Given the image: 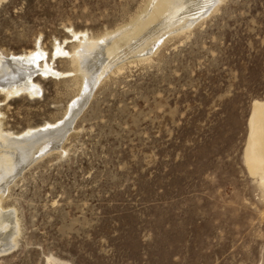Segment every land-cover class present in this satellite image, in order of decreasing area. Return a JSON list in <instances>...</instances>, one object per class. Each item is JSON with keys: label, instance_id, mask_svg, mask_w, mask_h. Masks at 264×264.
Instances as JSON below:
<instances>
[{"label": "rangeland", "instance_id": "1", "mask_svg": "<svg viewBox=\"0 0 264 264\" xmlns=\"http://www.w3.org/2000/svg\"><path fill=\"white\" fill-rule=\"evenodd\" d=\"M154 2L0 0V55L38 51L59 73L0 95L1 131L23 140L80 107L64 140L1 147L28 160L0 180L14 231L0 264H264V186L243 155L264 101V0H218L187 29L157 20L150 51L100 74L71 60L83 35L117 38Z\"/></svg>", "mask_w": 264, "mask_h": 264}, {"label": "bare ground", "instance_id": "2", "mask_svg": "<svg viewBox=\"0 0 264 264\" xmlns=\"http://www.w3.org/2000/svg\"><path fill=\"white\" fill-rule=\"evenodd\" d=\"M216 1L218 0H155L152 9L150 10L149 14L145 16L146 18L144 19L142 24H138L135 27L127 30L125 33L120 34L117 38H113L110 40L105 38L100 41H91L86 43L84 39L85 36L83 35V40L80 41L79 45L80 48L77 49L76 53L74 52L75 54L69 57H71V60H81V58L87 59L90 57L87 62H91V64L95 60H100L99 65H96V68L94 70V72H96L100 68L101 64H104L105 68L99 72L100 74L104 72V70L111 67L113 62H115L125 54L134 52L145 53V51H150V46L154 42L153 34L156 31L155 29H158L160 26H156L157 20H163L164 22H167L168 20H174L175 23H180L179 29H183L185 27L189 28L188 26L193 24L195 20H198L199 17L206 14L212 8ZM185 16L192 17L185 19ZM93 50H95L94 53L97 54L91 57L89 56V54ZM61 53L68 54V52L58 47L54 55ZM40 54L41 53L38 51H30L27 54H12L7 59L5 58V56L0 55V95H3L5 97V100H11L12 98L21 95L36 96L38 94V86L33 82L32 78L42 74L43 77H45L47 74L59 75L57 71L50 69L48 66H45L44 70L42 69L43 67L38 66L37 62L42 55ZM96 56L97 58H95ZM142 56L144 57L145 55L143 54ZM80 68L81 71H84L83 66L80 65ZM36 70H38L39 73H36ZM78 104V101H74L71 104V106H74L75 110L72 111L70 115L65 119H63V117L61 121H58L56 123L42 125L27 130L24 133L26 134V136L23 140H19V138L22 137L23 133L20 136H12L10 133H3L1 131V128L0 149L1 147H3V149L4 147L5 149H7V147L9 148V146H12L17 151H22L23 148L27 147V149L29 150L32 145L36 144L37 142L39 143L43 141L49 134L57 136L63 134V139L71 130L72 123L77 114L80 112L77 111L80 108ZM248 123L249 134L243 154L245 167L247 168L248 174L257 177L258 182L262 186H264V101L260 100L253 102L252 112ZM62 142L60 141V143H58L61 145ZM59 144H57L55 147H58ZM1 153L0 180L1 182L4 181L5 184L8 180H11V178L17 174L19 169L26 163L28 159H24L23 156H14L13 154L7 152ZM33 155H31V157ZM1 187L3 189V186ZM11 218L12 217L6 212L0 211V252H3L9 248L7 241L11 240L12 234L14 233V231L12 230L13 228L9 229L13 227V219Z\"/></svg>", "mask_w": 264, "mask_h": 264}]
</instances>
